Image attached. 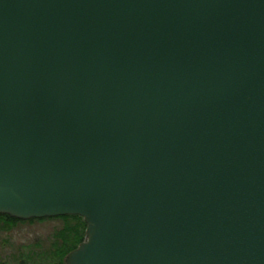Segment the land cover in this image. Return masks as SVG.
Wrapping results in <instances>:
<instances>
[{
    "label": "water",
    "instance_id": "water-1",
    "mask_svg": "<svg viewBox=\"0 0 264 264\" xmlns=\"http://www.w3.org/2000/svg\"><path fill=\"white\" fill-rule=\"evenodd\" d=\"M0 216L81 218L64 264H264V0H0Z\"/></svg>",
    "mask_w": 264,
    "mask_h": 264
},
{
    "label": "rangeland",
    "instance_id": "rangeland-1",
    "mask_svg": "<svg viewBox=\"0 0 264 264\" xmlns=\"http://www.w3.org/2000/svg\"><path fill=\"white\" fill-rule=\"evenodd\" d=\"M63 227V221L49 220L0 230V264H32L41 259L43 264H57L50 256L52 246L58 242L55 236Z\"/></svg>",
    "mask_w": 264,
    "mask_h": 264
},
{
    "label": "trees",
    "instance_id": "trees-1",
    "mask_svg": "<svg viewBox=\"0 0 264 264\" xmlns=\"http://www.w3.org/2000/svg\"><path fill=\"white\" fill-rule=\"evenodd\" d=\"M49 220H61L64 223L61 233H57V244L52 246L51 259H54V263L62 264L63 258L73 251L84 238L85 224L83 220L79 217H60L51 219H41V220H29V221H18L7 216H0V230H10L17 224L42 222ZM73 224V225H71ZM55 257V258H54ZM39 262H32V264H43L42 259L37 260ZM53 264V263H52Z\"/></svg>",
    "mask_w": 264,
    "mask_h": 264
},
{
    "label": "flooded vegetation",
    "instance_id": "flooded-vegetation-1",
    "mask_svg": "<svg viewBox=\"0 0 264 264\" xmlns=\"http://www.w3.org/2000/svg\"><path fill=\"white\" fill-rule=\"evenodd\" d=\"M84 232H85V229H84ZM66 256H67V255H66ZM66 256H65V257H66ZM65 257H64V259H65ZM64 259H63V261H62V264H64Z\"/></svg>",
    "mask_w": 264,
    "mask_h": 264
}]
</instances>
